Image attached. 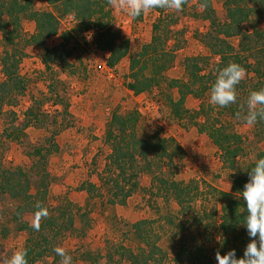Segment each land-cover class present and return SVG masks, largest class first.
Masks as SVG:
<instances>
[{
  "label": "rangeland",
  "instance_id": "374dc122",
  "mask_svg": "<svg viewBox=\"0 0 264 264\" xmlns=\"http://www.w3.org/2000/svg\"><path fill=\"white\" fill-rule=\"evenodd\" d=\"M224 1L210 0L214 15L221 22L226 21ZM247 5L253 11L243 27L248 31L257 27L259 32L250 39L227 38L240 54L238 63L245 65L242 66L245 77L237 86L236 103L223 108L212 105L208 90L201 98L188 95L183 102L185 113L181 119L173 116L167 102L168 98L175 101L179 98L177 88L170 87V80L187 79L184 69L187 57H204L201 65L206 73L215 71L217 60L203 42V35L211 31V25L210 20L204 19L199 0H184L179 12L157 8L136 19L118 12L108 2L104 11H109L110 24L129 42L128 54L110 69L104 66L108 53L97 46L96 28L82 30L79 21L67 13L57 14L59 32L47 38L45 45L59 44L61 35L69 31V65L62 68L51 64L49 70L45 69L42 49L28 42L34 33V22L21 19L22 40L15 43L14 53L21 55L19 73L26 81V88L23 93L14 94L0 110V168L21 167L29 176L31 193L40 186L39 180L46 173V207L66 200L72 202L73 228L64 231L54 243V247L66 250L72 264H130L120 256V246L138 251L141 243L132 226L142 219L154 221L152 228L160 252H156L157 260L152 264H217L216 252L225 254L223 235L218 229L219 203L212 198L208 187L230 191L233 175L248 173L257 159L264 158V119L258 118L254 125L243 121L248 95L264 89V1L248 0ZM33 8L56 12L45 0H33ZM155 23L160 31L168 32L164 48L170 54L167 59L171 60L166 62L157 84L134 93L127 87L131 81L130 60L150 42ZM239 41L246 50L240 49ZM5 45L0 33V55L5 49L13 52L11 46ZM150 61L143 71L146 77L150 76ZM255 69L259 70L258 74ZM3 79L0 65V82ZM200 87L193 86L195 90ZM201 105L204 111H200ZM132 111L138 114V136L158 134L173 138L179 150L174 151L172 162L164 158L159 167L158 162L154 163L152 174L141 172L139 187L124 205L109 204L108 188L101 187L99 180L101 174L106 177L105 163L111 151L105 132L114 113ZM203 113L211 123H217L218 119L226 131L232 130L240 136L241 152L233 169L222 164L217 147L206 134L198 132L195 123L204 121ZM51 134L54 135L52 143ZM172 148L171 152L175 147ZM49 149H52L50 153ZM153 173L167 178L172 173L176 181L192 188L197 184L199 196L191 202L187 214L179 215L175 200L165 199L159 192L158 185L153 183ZM89 183L95 187L90 193L82 189ZM23 204V196L12 198L0 191V264L13 252L23 250L28 231L22 227L35 222L29 211L18 213V207ZM169 214L176 215L172 225L166 222ZM34 264H61V258L52 249Z\"/></svg>",
  "mask_w": 264,
  "mask_h": 264
},
{
  "label": "trees",
  "instance_id": "16d2710c",
  "mask_svg": "<svg viewBox=\"0 0 264 264\" xmlns=\"http://www.w3.org/2000/svg\"><path fill=\"white\" fill-rule=\"evenodd\" d=\"M45 1L48 5L55 7V13L49 9L35 10L33 0H0V33L3 42L6 44L5 46L13 48V52L5 49L0 55V65L4 75V79L0 82V110L3 105L10 102L9 99L14 94L23 93L26 88V81L19 73L21 55L14 53L15 43L22 40V18H28L34 22V33L30 36L28 42L36 44L42 49V63L47 70L50 69L51 64H59L62 68H66L69 65L68 58L71 55V49L68 48L71 38L69 31L61 35L59 44L53 47L45 45L47 38L55 36L59 32L60 19L58 13L73 15L79 21L82 30L96 28L97 46L108 53L106 65L109 68H115L120 60L128 54V40L124 39L120 31L110 24L109 11H104L109 0ZM199 1L205 14L204 19L210 20L211 25V31L203 35L205 38L203 42L210 50L211 55L217 57V60L215 71L206 73L205 68L201 65L204 57H187L184 62L187 79L184 81L170 80V87L177 88L179 98L176 101L168 98L167 102L171 113L178 119H181L185 113L182 106L186 96L192 95L201 98L207 90L210 91L218 70L230 63V59L241 65V63H238L240 62V54L235 52L227 38L240 36L241 40L242 38L250 39L259 32L257 27H254L251 31L243 27L253 11V8L247 5L248 0H225L226 21L224 22L219 21L214 15L210 0ZM263 1L261 0V2ZM167 38L168 32L166 29L160 31L159 25L155 23L152 26L150 42L143 45L141 51L131 58L129 64L131 81L127 84V87L134 93L148 90L152 85L158 83V77L161 71L166 68V62L171 60L167 59L170 54L165 52L166 49L164 48ZM239 44L241 50H246L242 41H239ZM152 55L155 57H152ZM148 60L150 61L151 70L150 76L146 77L143 71L148 66ZM205 60H208L207 57H205ZM140 64L141 67H139ZM254 72L258 74L259 70L255 69ZM197 84L201 86L199 90L193 88ZM200 111H204V106H200ZM197 114H200L199 111ZM203 115L205 116L204 121L201 124L195 123L198 132L206 134L217 147L222 164L233 169L241 152L240 136L232 130L226 131L225 126L218 123V119H216L217 123H211L206 113H203ZM137 118V112L133 111L126 114L114 113L106 128L105 138L111 151L105 163L104 173L106 177L101 174L99 180L101 187L108 188L110 193L109 204L124 205L126 200L139 187L141 172L151 173L154 163L158 162L157 166L159 167V162L161 163L164 158L172 162L174 151L179 150V146L173 138L161 137L158 134H151L147 137L138 136L136 133ZM27 125L28 122L25 121L23 126L26 127ZM49 141L54 142L53 134H51ZM53 146L57 149L55 143H53ZM173 146L175 149L171 152ZM51 150L49 149L47 152L50 153ZM39 152L40 150H36V153ZM44 159L45 157H43ZM251 166H254V164ZM44 174L39 180L40 186L37 187L34 193H31L29 176L21 167L17 166L14 169L0 168V191L8 193L12 198L24 197V204L18 207V213L22 214V212L29 211L35 217V205L37 203L41 204L48 212L47 217L41 218L39 221V231L28 224L22 227V229L28 231V237L23 247V250L27 252V264H34L39 258L45 256L49 250L54 248L58 236L73 228L72 202L66 200L65 203L54 207L45 206L44 199L47 188L45 178L47 174ZM152 179L153 183L158 185L159 192L164 195L165 199L171 197L175 200L179 215L187 214L191 202L199 196L197 184L192 188L189 184L176 181L172 177V173L168 178L153 173ZM247 180L248 173L242 171L241 174L232 176L230 191L218 190L212 186L208 187L210 192L213 193L212 198L219 203L218 229L223 235L221 241L225 243L223 246L226 250L225 254L235 249L237 258L243 256L244 249L250 240L246 229L242 225L247 211L240 196V191L243 190ZM94 188L91 183L87 184V188L82 187L83 190L89 193ZM79 209L80 207L77 208V210ZM175 217L176 215H167V224L172 225ZM153 222V220L142 219L133 224L134 233L141 243L138 246V251L135 252L130 247L120 246L122 251L120 256L129 261L130 264H152L157 260L155 254L160 252V249L157 246V235L152 228ZM153 236L155 237L154 241Z\"/></svg>",
  "mask_w": 264,
  "mask_h": 264
},
{
  "label": "clouds",
  "instance_id": "9594fccd",
  "mask_svg": "<svg viewBox=\"0 0 264 264\" xmlns=\"http://www.w3.org/2000/svg\"><path fill=\"white\" fill-rule=\"evenodd\" d=\"M109 3L118 12L122 11L128 17L136 19L157 8L174 9L179 12L182 10L184 0H109ZM244 77L245 69L235 62H230L219 69L210 88V103L221 108L236 103L237 86ZM246 105L244 123L254 125L258 118L264 119V89L252 91L248 95ZM240 196L247 211L242 225L250 240L240 258H237L235 249H232L224 255L217 251L215 259L217 264H264V158L257 159L254 166L248 169V180L240 191ZM35 208V222L32 227L39 231V221L46 218L48 212L39 203ZM53 251L61 258V264H72V257L63 247H54ZM26 256L25 250H17L7 257L3 264H27Z\"/></svg>",
  "mask_w": 264,
  "mask_h": 264
},
{
  "label": "built area",
  "instance_id": "2783aa9c",
  "mask_svg": "<svg viewBox=\"0 0 264 264\" xmlns=\"http://www.w3.org/2000/svg\"><path fill=\"white\" fill-rule=\"evenodd\" d=\"M107 69H110L106 64L104 65Z\"/></svg>",
  "mask_w": 264,
  "mask_h": 264
}]
</instances>
